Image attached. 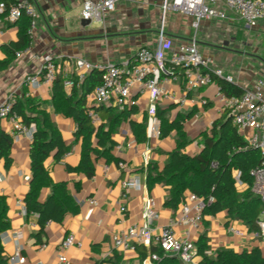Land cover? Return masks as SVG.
Instances as JSON below:
<instances>
[{
	"label": "crops",
	"instance_id": "1",
	"mask_svg": "<svg viewBox=\"0 0 264 264\" xmlns=\"http://www.w3.org/2000/svg\"><path fill=\"white\" fill-rule=\"evenodd\" d=\"M34 2L39 9V16L32 32L30 47L10 59L8 65L0 69V107L10 93H16L22 100L30 95L44 103L43 107L60 130L65 144L71 146V150L59 162L51 156L46 161V167L52 183H66V194L77 205V211L69 207L62 222L49 220L41 240H38L35 235L40 229L38 214H28L24 200L30 190L32 176L30 148L33 136L31 137L27 132L20 134L19 139L13 141L12 165L7 168L4 161L0 160V194L6 197L7 214L10 218V227L0 234V246L8 258L7 264H57L58 255L62 252L67 255L69 264H140L145 256L142 252L146 249L148 254L151 252V247L139 245L135 251L121 250L114 246L113 235L126 231L132 225H141L146 222V197H152L155 200L154 210L158 213V218L153 220V226L157 231L175 221L177 235L187 237L195 243L203 233H206L210 254H215L222 248H231L240 252L255 247L261 248L264 253V241L251 232L243 221L230 218L227 211H221L215 216H204L199 226L185 225L180 222L182 201L177 209L165 205L169 195L168 186L163 183L148 186L149 165L158 164L160 168H163L168 152L177 145L178 135L177 131L173 130L166 137L146 135V138H138L132 120L140 125L145 116L148 118L149 96L147 94L136 95L138 98V105H135L136 111L128 120L113 129L112 138L117 142L113 150L114 159L109 162L103 157L96 159L94 161L95 175L89 178L82 171L68 168L80 165L83 139L75 136L77 125L74 118L56 111L52 103L53 84L47 83L37 89L24 85L28 75L40 72L45 55L55 59L58 73L62 72L64 76L65 72H69L74 81L81 83L89 72L76 67L74 61L77 58L92 62L111 60L121 64L132 58L140 47L156 46L158 43L156 31L153 37L144 31L135 33L136 37L133 33L123 36L105 31V24L114 21L115 14L122 9L124 3L138 6L139 3H162V0L120 1L116 10L103 23L104 32L91 29L90 25L93 21L87 26H82L81 14L84 0H34ZM229 13L235 15L232 11ZM112 17L114 18L110 21ZM27 21V18H24L18 25H8L9 22L2 19L0 60L5 58L1 46L17 41L20 30L25 28ZM113 27L114 25H111L110 29ZM191 27H193L192 24ZM189 28L188 25L179 27L173 24L168 33L175 43L179 44L191 38V35H188ZM101 32L105 35H101ZM214 48H219V52L201 46L199 49L204 55L214 60L215 67H220L227 74H231L234 77V83L244 89L252 87L254 82L263 75L262 67L258 70L249 69L247 72L241 68L237 69L235 62L241 59L237 51L223 46H214ZM35 54L40 57L36 58ZM82 73L84 76L81 78ZM164 86L168 90L175 91L178 97L186 92L180 81H171ZM73 87L65 86L66 92L71 94ZM219 87V80L216 79L207 87L187 92L182 104L165 98L158 104V110H164L171 120L175 119L179 113H192L184 123V130L189 139L184 150L191 155L201 151L204 133L209 132L213 122L226 113L227 109L215 106L211 102V97L218 92ZM203 100L207 102L204 103ZM87 104L92 106V109L100 107L94 102L92 93L88 96ZM100 118L102 123V117ZM0 126L12 135L14 129L9 119L0 117ZM239 132L244 137L251 130H239ZM120 161L126 163L125 168L119 166ZM135 176L139 177L141 187L133 188L125 195L122 182ZM238 187L240 190L247 188L244 183H238ZM188 192L189 190L185 192L184 197ZM51 194H55L68 206L72 203L68 202L62 189L54 192L51 185L42 187L39 199L44 201ZM93 197L97 200L96 204L90 203V198ZM189 204L193 205V202L189 201ZM122 205L126 206L124 212L120 209ZM231 226L240 229L242 234L238 235L231 231ZM16 233H19V236H15ZM69 234H74L82 242V247L74 245L68 249L63 248L62 241ZM18 248L21 255L25 257V262L9 263L10 257ZM201 259L202 256L197 254L194 264H198Z\"/></svg>",
	"mask_w": 264,
	"mask_h": 264
},
{
	"label": "trees",
	"instance_id": "2",
	"mask_svg": "<svg viewBox=\"0 0 264 264\" xmlns=\"http://www.w3.org/2000/svg\"><path fill=\"white\" fill-rule=\"evenodd\" d=\"M16 0H0V18L5 19L9 7ZM27 18V24L20 30L19 39L2 45L5 58L0 60V69L8 65L10 59L18 56L19 52L28 49L32 42L30 31L32 19L26 15L8 25H18ZM221 90L228 95H240L244 88L234 82L218 79ZM102 81V73L95 69L89 72L81 83L75 81L73 91L68 94L65 90V77L59 72L53 83L52 103L57 112L71 116L76 121V138L83 139L82 158L78 167H68L70 170L82 171L89 178L94 177L96 168L94 161L105 158L108 162L114 159L113 150L117 142L112 138V131L123 121L128 120L136 111L131 109L119 110L113 105L95 107V111L102 117V123L95 125L89 116L92 106L87 104L88 96ZM43 102L30 95L24 100L18 97L13 110L21 116V121L29 126L36 124L33 141L30 148L31 171L30 190L25 197L28 214L36 213L39 217L40 229L35 233L38 240L44 232L49 220L62 222L72 207L77 211V205L66 194V183L54 184L51 182L46 161L53 156L59 162L71 150L65 144L57 125L52 121L49 112L43 107ZM192 113H179L171 120L164 110H158L161 119V136H168L173 130L177 131V145L168 152V158L160 168L158 164L148 167L147 182L152 187L156 183H163L169 188V195L165 205L177 209L184 199L186 191L197 193L205 201L202 218L206 215L215 216L221 211H227L232 219L243 221L251 232L258 231V219L263 209V203L258 194L254 193V177L252 169L261 161L258 149H243L246 141L233 123V117L226 113L216 119L209 132L204 133L203 148L195 155L187 153L184 148L189 143L184 130L185 121ZM138 138H146L147 117L139 125L133 121ZM138 124V126H137ZM13 136L0 126V160L8 168L13 163L12 145ZM240 172V180L247 188L240 190L236 173ZM51 185L53 191L62 189L72 202L70 206L59 200L55 194L49 195L44 201L39 199L43 186ZM8 205L6 197L0 194V234L10 227V218L7 214ZM198 254L202 256L198 264H264V253L259 247L251 250L236 251L231 248L218 249L215 254L208 252V236L203 233L196 242ZM151 252H157L161 259L158 264H183L180 258L164 254L163 249L153 244ZM143 255L147 251L142 252ZM8 258L0 246V264H7Z\"/></svg>",
	"mask_w": 264,
	"mask_h": 264
},
{
	"label": "built area",
	"instance_id": "3",
	"mask_svg": "<svg viewBox=\"0 0 264 264\" xmlns=\"http://www.w3.org/2000/svg\"><path fill=\"white\" fill-rule=\"evenodd\" d=\"M120 1L122 0H84L81 18L91 22L105 23ZM229 11H233L248 27H251L257 20L264 18V0H162V25L157 31L156 46L140 47L132 58L121 64L111 60L92 62L83 58L75 59L74 64L85 72L97 69L102 73L101 83L92 92L94 102L99 106L113 105L120 110H125L138 105L136 95L147 94L149 96L147 135L159 137L162 122L158 117V104L162 99L182 104L187 92L207 87L216 79L235 81L231 74H227L220 67H215L214 60L200 51L197 37V31L203 20H227ZM171 13L193 17L192 25L195 34L190 39L176 44L169 36L166 24ZM24 15L32 19L30 29L32 33L39 16V9L34 0L14 1L9 7L5 20L13 23ZM21 53L19 52L18 55ZM35 57L40 56L35 54ZM43 60L40 72L28 75L24 85L37 89L44 84L54 83L58 75V65L50 55H45ZM83 76V73L80 74L81 78ZM64 77L66 86H74L75 81L69 72H65ZM171 81H180L184 85L186 91L184 95L178 97L175 91L166 89L164 84ZM217 95L220 96L224 108L232 115L233 123L238 130H251L244 135L246 144L243 149L255 148L261 154V161L252 169L251 174L254 177L252 190L260 196L263 203V209L257 221L258 231L254 233L264 241V68L263 75L254 82L252 87L244 89L240 95H228L221 90V87ZM17 99L16 93L8 95L0 107V117L7 118L11 122L14 129L13 139H19L20 134L26 132L32 137L36 124L31 123L27 126L22 123L21 116L13 110ZM203 101L207 102V100ZM89 116L95 125L101 123V118L94 109L90 110ZM119 166L125 168L126 163L120 161ZM236 179L242 184L240 172L236 173ZM122 187L126 195L131 189L140 188L141 181L139 177H129L122 182ZM189 201L193 202V205H190ZM90 203L96 204L97 200L94 197L90 198ZM145 204L146 222L141 225H132L126 231L114 234V246L125 251H135L139 245L150 248L155 244L163 249L165 255L176 256L183 264H194L198 254L196 243L187 237L177 235L175 221L157 231L153 226V220L158 218V213L154 210V198L146 197ZM205 205L206 201L201 196L189 191L180 204V222L189 226H199ZM120 209L124 212L126 206L122 205ZM230 229L238 235L242 234L236 227L231 226ZM15 236H19V233ZM74 245L82 247V242L74 234H69L61 244L65 249ZM160 259L161 256L157 252H149L140 264H158ZM14 262H25L20 248L9 259V263ZM57 264H69L65 253H59Z\"/></svg>",
	"mask_w": 264,
	"mask_h": 264
},
{
	"label": "rangeland",
	"instance_id": "4",
	"mask_svg": "<svg viewBox=\"0 0 264 264\" xmlns=\"http://www.w3.org/2000/svg\"><path fill=\"white\" fill-rule=\"evenodd\" d=\"M121 8L115 14L114 21L110 23L114 27L110 29L111 25L107 23L105 31L119 33L123 36H128L131 33L135 36V33L144 31L153 37L162 25V3H139L138 6L124 3ZM205 21L201 22L197 31L199 48L201 46L219 52V48H214V46H223L237 51L241 59H238L235 64L237 69L241 68L244 72L249 69L264 68V18L257 20L251 27H248L244 21L232 13H229L227 20ZM192 22L193 17L189 15L171 13L166 24V31L171 30L170 27L173 24H177L179 27L188 25L190 27L188 35L193 36L195 29L191 27ZM90 28L104 32L103 23L97 21H93ZM211 102L215 106L224 108L217 92L211 97Z\"/></svg>",
	"mask_w": 264,
	"mask_h": 264
},
{
	"label": "water",
	"instance_id": "5",
	"mask_svg": "<svg viewBox=\"0 0 264 264\" xmlns=\"http://www.w3.org/2000/svg\"><path fill=\"white\" fill-rule=\"evenodd\" d=\"M90 23H91L90 20H86V19H82V20H81V24H82V26H87V25H89Z\"/></svg>",
	"mask_w": 264,
	"mask_h": 264
}]
</instances>
